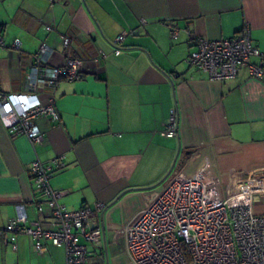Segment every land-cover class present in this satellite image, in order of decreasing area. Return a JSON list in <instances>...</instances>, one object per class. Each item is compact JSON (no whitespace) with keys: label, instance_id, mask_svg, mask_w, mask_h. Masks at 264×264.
I'll list each match as a JSON object with an SVG mask.
<instances>
[{"label":"crops","instance_id":"crops-1","mask_svg":"<svg viewBox=\"0 0 264 264\" xmlns=\"http://www.w3.org/2000/svg\"><path fill=\"white\" fill-rule=\"evenodd\" d=\"M242 26L264 56V0H0V91L25 90L42 42L47 65L68 55L82 61L79 78L28 91L52 96L59 112V120H35L39 142L0 122V264H65L63 245L39 251L29 235L11 242L5 229L16 204L25 205L27 224L37 217L36 158L51 165L49 183L64 191L58 201L67 209L103 205L101 241L88 246L85 264H106L117 239L124 248L125 227L154 194L134 188L164 180L178 148V172L201 173L216 195L264 189V75L241 67L215 80L187 61L200 37L228 38ZM172 109L177 134L166 136ZM253 208L264 213V198Z\"/></svg>","mask_w":264,"mask_h":264},{"label":"built area","instance_id":"built-area-1","mask_svg":"<svg viewBox=\"0 0 264 264\" xmlns=\"http://www.w3.org/2000/svg\"><path fill=\"white\" fill-rule=\"evenodd\" d=\"M122 39V34L115 37L116 54ZM62 44L68 46L69 38L63 36ZM197 44L187 61L206 71L211 79L234 77L241 67L254 77L264 75V56L252 43L246 26L228 38L200 37ZM19 45L15 38L12 47L18 49ZM49 53L42 42L33 55L24 91H0L1 124L8 133L24 135L31 143L42 138L35 120H59V112L52 96L42 100L28 91L39 86L54 87L61 79H77L82 71V61L71 55L59 65H47L45 57ZM253 56L259 61L253 62ZM177 129L178 119L172 109L164 134L174 136ZM29 172L39 197L34 205L37 217L27 224L25 205L16 204V213L5 226L9 240L14 242L16 234L25 233L37 250H44L46 242L63 245L65 264H85L88 246L101 241L97 213L103 205L67 209L58 201L64 191L49 183L51 165L36 158L31 161ZM254 191L252 185L246 184L231 197H221L207 187L201 173L176 172L125 227L126 254L133 264H264V213L253 208Z\"/></svg>","mask_w":264,"mask_h":264},{"label":"rangeland","instance_id":"rangeland-1","mask_svg":"<svg viewBox=\"0 0 264 264\" xmlns=\"http://www.w3.org/2000/svg\"><path fill=\"white\" fill-rule=\"evenodd\" d=\"M174 154L176 155V153H174ZM181 157H182V153L180 151V153L177 154L173 165H170L169 168H171V170L169 171V173L167 174V176L163 180V183H161L160 185H157L154 188L150 189L149 190L150 192L151 191L156 192V191L161 190L162 186L168 181V179L170 177H172V175L174 173L178 172L177 168L179 166V162H180ZM173 159L174 158H172V162H173ZM170 164H172V163H170ZM255 190L258 193V195H256V193L254 191V193L251 195V198L256 199L258 201H261L264 198V189H256L255 188ZM150 192L148 194H150ZM111 247L108 246V261L106 264H133L130 261L128 255H126L124 253L123 243L120 239H117L114 242V247L113 246H111Z\"/></svg>","mask_w":264,"mask_h":264},{"label":"water","instance_id":"water-1","mask_svg":"<svg viewBox=\"0 0 264 264\" xmlns=\"http://www.w3.org/2000/svg\"><path fill=\"white\" fill-rule=\"evenodd\" d=\"M180 144V143H179ZM178 151H179V148H178ZM178 151H177V153H176V155H175V157H174V160H175V158H176V156H177V154H178ZM173 163H174V161H173ZM173 163H172V165H173ZM172 167V166H171ZM171 170V168L168 170V173H169V171ZM167 173V174H168ZM167 174H166V176H167ZM165 176V177H166ZM164 177V178H165ZM163 181V179L162 180H160V181H158L157 183H155L154 185H150V186H146V187H136V188H134V189H136V190H150V189H152V188H154L155 186H157V185H159V184H161V182ZM119 196V195H118ZM117 196V197H118ZM105 210V209H104ZM104 210L101 212V214H100V217H101V215H103L102 213L104 212ZM102 228H104V225L102 224Z\"/></svg>","mask_w":264,"mask_h":264},{"label":"trees","instance_id":"trees-1","mask_svg":"<svg viewBox=\"0 0 264 264\" xmlns=\"http://www.w3.org/2000/svg\"><path fill=\"white\" fill-rule=\"evenodd\" d=\"M240 29H241V27L237 31H239Z\"/></svg>","mask_w":264,"mask_h":264}]
</instances>
